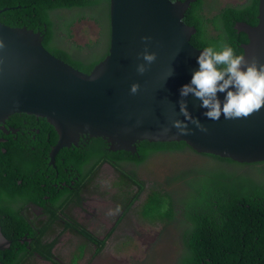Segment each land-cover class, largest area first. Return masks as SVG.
I'll use <instances>...</instances> for the list:
<instances>
[{
  "label": "trees",
  "instance_id": "16d2710c",
  "mask_svg": "<svg viewBox=\"0 0 264 264\" xmlns=\"http://www.w3.org/2000/svg\"><path fill=\"white\" fill-rule=\"evenodd\" d=\"M204 6V0H197L184 18L186 25L197 29L191 39L195 49L201 50L205 46L219 47L222 43H228L238 54L244 55L242 45L249 40L236 26L238 23L254 26L259 24L260 0H247L238 6H225L217 9L211 16L206 15ZM8 8L13 9L0 14L1 23L12 28L26 27L33 32H40L43 35L42 44L52 56L83 73L89 74L108 55L110 0H0V10ZM81 17H87L97 26L98 39L87 44L85 49L73 44L72 49L81 57L77 58L72 49L65 50L67 46L64 40L73 39L71 28ZM56 36H60L64 42L55 43ZM101 45H106V50L97 55ZM83 51L88 54L84 55ZM85 57L90 58L89 63L84 62ZM6 128L9 131L11 128L19 131L34 129L38 130V134H19L16 140L14 136L1 135L7 140V144L0 145V221L2 234L11 244L9 249L0 251V264H31L30 258L34 253L57 264L51 251L59 238L44 241L46 236L56 233L55 228L60 229L62 234L69 231L81 236L98 252L115 232V226L123 221L124 216L120 217L114 229L100 240L73 217L71 211L75 207H81L82 197L74 195L70 200H65L63 203L76 200V204L70 208L59 207L62 204L60 199L70 194V183L62 176L67 170L76 169L88 185L100 166L108 164L122 173V179L128 188L138 185L142 191V187L146 189V182L140 179L136 170L149 163L155 155L185 151L195 153L185 142L149 141L138 143V151L135 154L126 151L111 152L109 145L101 137H83L78 147L60 151L56 158V170L61 174L60 179L49 181L50 184L42 189L40 184L44 181L39 180L53 173V168L47 166L44 157L48 156L50 147H55L59 142L55 128L42 118L19 114L8 120ZM31 136L36 137V140L33 141ZM41 143H44V146H39ZM202 156L219 164L244 166L229 159ZM128 167L133 169L128 170ZM194 174L195 171L192 176ZM55 177V174L51 175L52 179ZM193 178L192 183L202 185L199 190L202 204H192V200L189 201V207L183 211L181 221H176V228L180 233L178 243L181 253L172 264H264V185L248 184L244 180L231 179L221 173L216 175L197 172ZM56 182H64L66 185L58 192H53L56 198L44 200L43 196H50L51 184ZM151 188L138 216L149 220L152 225L162 224L166 229V225L174 224L172 202L166 199L169 192L157 184ZM121 200L123 204V200L127 198L122 196ZM27 203L37 204L43 208L44 214L50 215L45 221L35 214L33 218L22 215L21 209ZM57 207L62 212L61 216L53 209ZM60 217H67L65 223L59 221ZM24 236L33 238L29 245L20 242ZM75 260L76 258L73 261Z\"/></svg>",
  "mask_w": 264,
  "mask_h": 264
},
{
  "label": "water",
  "instance_id": "95a60500",
  "mask_svg": "<svg viewBox=\"0 0 264 264\" xmlns=\"http://www.w3.org/2000/svg\"><path fill=\"white\" fill-rule=\"evenodd\" d=\"M195 1L110 0L109 56L90 75L49 55L40 32L0 24V129L19 113L44 119L59 136L49 163L59 150L78 147L83 137H101L112 152L137 153L135 144L142 140L185 142L200 153L241 163L264 161V108L246 118L221 114L212 120L193 95H179L197 68L199 50L191 44L196 32L183 22ZM258 19L256 27L236 28L249 40L242 45L245 60L259 65L264 64V0ZM146 53L156 59L146 62ZM217 96L223 101V93ZM10 244L0 231V251Z\"/></svg>",
  "mask_w": 264,
  "mask_h": 264
},
{
  "label": "rangeland",
  "instance_id": "374dc122",
  "mask_svg": "<svg viewBox=\"0 0 264 264\" xmlns=\"http://www.w3.org/2000/svg\"><path fill=\"white\" fill-rule=\"evenodd\" d=\"M245 1L204 0L205 13L211 16L217 9L225 6L242 5ZM73 32L74 37L69 39V43L64 40L67 47L71 43L85 46L98 38V30L91 25V22L77 24L73 28ZM64 41L60 36L55 37V43L57 44ZM106 47V45H101L97 50V55L103 53ZM72 53L77 58H81L75 49H72ZM83 54L87 55L88 53L84 52ZM89 61V57L84 58L85 63H89ZM127 169L132 170L133 167ZM136 171L140 179L146 182V189L139 195L138 200L132 207L133 212L125 213L127 205L126 203L122 204L121 199L125 194L127 198L125 202H129L132 198L129 192H133L132 194L136 196L137 188L133 187L130 190L122 179L124 178L122 173L107 165L104 166V169H100L87 185V190L90 188L93 194H86L82 203L83 211H86L87 215L95 214L94 218L82 217L80 211H75L73 214L75 215L73 217L79 223L86 226L87 230L100 240L114 229V225L119 218L124 216L123 221L115 226V232L108 238L101 252L91 259V251L80 249L79 245L83 242L68 231L64 237L59 238V244L56 250L53 251V256L62 260L64 264L70 263L73 253L80 258L78 264H172L174 259H177L181 253L178 243L180 242L179 229L173 226L174 224L166 225L168 228L165 229L162 224L151 225L149 220L138 219L140 204L144 203L151 192L152 185H161L163 189L171 190L179 198L185 194V184L188 183L197 194V197L192 198V204L197 205L202 204L199 193L202 186L192 183L197 172L203 174L214 173L216 175L221 173L231 177V179L244 180L248 184L264 185V163H256L252 166L219 164L212 159L197 156L191 151L155 155L149 163ZM193 171H195V174L192 176ZM168 181L175 182L174 186L167 187ZM118 182H120V185H118ZM189 198L191 197H184L181 200L184 205L182 210L180 206L177 217L178 222L181 221L183 215L181 211L189 207ZM74 259L75 257L72 259V264H74ZM34 264L50 263H43L34 259Z\"/></svg>",
  "mask_w": 264,
  "mask_h": 264
},
{
  "label": "clouds",
  "instance_id": "9594fccd",
  "mask_svg": "<svg viewBox=\"0 0 264 264\" xmlns=\"http://www.w3.org/2000/svg\"><path fill=\"white\" fill-rule=\"evenodd\" d=\"M91 25L98 30L97 26L92 22ZM141 39L146 40L148 37H141ZM66 41L69 43V39H66ZM143 59L146 62L151 63L156 59V55L154 53H146L144 54ZM196 64L197 68L191 73L188 82L180 86L179 95L185 97L191 94L198 99L200 101V106L206 109L204 112L206 118L216 120L221 114H223L225 119L246 118L261 108H264V64L258 65L254 61H246L244 55L242 53L238 54L236 49L228 43H222L219 47H203L199 50V54L196 56ZM144 70L143 66H138L137 68V71L141 73ZM170 76L171 71H169V77ZM136 87V85H132L131 91L135 92ZM217 93L224 94L223 101L218 98ZM179 107L181 113L188 118L186 106L183 103H180ZM8 120L5 123L4 130H8L6 128ZM175 126L180 127L182 132L184 131L179 122H176ZM12 130L18 129L11 128L10 131ZM107 165L104 164L100 166L97 172L100 169H104V166ZM118 185H120V182H118ZM85 194H93V192L89 188ZM83 212H85V214H81L82 217L91 218L95 216V214L87 215L86 211ZM181 213H183V211H181ZM93 221L97 222L95 220ZM85 229L87 230L86 226ZM74 236L81 239L83 242L79 245L80 249L82 248L83 250L91 251V259L101 252L102 249L95 252L96 248L81 236L76 234H74Z\"/></svg>",
  "mask_w": 264,
  "mask_h": 264
},
{
  "label": "flooded vegetation",
  "instance_id": "af4514ba",
  "mask_svg": "<svg viewBox=\"0 0 264 264\" xmlns=\"http://www.w3.org/2000/svg\"><path fill=\"white\" fill-rule=\"evenodd\" d=\"M19 115H26V114H19ZM27 116H29V115H27ZM34 133L38 134V130L30 129L28 131H19V129H18V130H12V131H8V130H4L3 131V130L0 129V145H6L7 144V140L4 139V137H2L1 135L6 136V137L7 136H14L15 137V140H16L17 139V136L19 134L20 135H28L29 136V135L34 134ZM31 137H32V140L33 141L36 140V137H34V136H31ZM39 146H44V143H41ZM52 148L53 147H50L51 150H52ZM51 150H50V152H51ZM4 152L5 151L3 150V153ZM50 152H49V154H48L47 157H44V159L47 161V166L53 168V173H51L49 175H45L44 179H40L39 180V182L44 181V183H41L40 184V187L42 189H45L46 186H47V184H50V182H52L53 180H59L60 179V175H61L60 172H59V170H56V168H57V165H56L57 159H55V162L49 163ZM57 156H56V158H57ZM53 174H55V176H56L55 179H52L51 178V175H53ZM62 176H64L67 179L66 181H68L70 183V194L65 195L64 197H62L60 199L62 201V204H60L59 207H63V208H70V207H72L73 205L76 204V200L75 201H69L68 203H63V202L65 200H70V198L72 196H74V195H76V197L77 196L78 197L80 196V197H82V200L80 201L81 207H75V209L73 211H71V212L74 214L75 211H80L81 214H85V212H83L82 203H83V201L85 199V195H86L85 193L87 192V185H86L87 182L84 181V179L82 178L81 173H79L76 169H73L71 171L67 170ZM86 176L88 177V175H86ZM19 184H21L20 181H19ZM65 185H66V183H64V182H56L55 184H51L50 196H48V195L43 196V199L44 200H47V199H50V198H56V194H53V192H58L60 189H62V186H65ZM76 197H75V199H76ZM62 205H64V206H62ZM59 207L53 208V209L56 210L55 211L56 213H60V216H61L62 212H60ZM21 213H22V215H28V217H30V218H33L34 217L33 214H35L37 217H39L40 219H42L44 221L50 215V214H44L43 208L40 207V206H38L37 204H33V203H27V204H25L22 207V209H21ZM63 214L65 215V213H63ZM58 219H59V221H62V222L65 223V221L67 220V217H60ZM53 228H55V226H53ZM55 230H56V233L55 234H53L51 236L49 235V237L46 236L44 238V241L45 242H47L48 240H50L52 238H62V237H64L66 235V234H62V232L60 231V229L55 228ZM32 240H33V238H29L27 236H24L22 238V240H20V242L22 244L25 243V244H28L29 245ZM58 244H59V242L57 243V245L55 246V248L52 249L51 253H53V251L56 250V247L58 246ZM73 257H75V254L74 253H73V256H72L69 264H72ZM30 259H31V264H34V259H36L38 261L40 260L43 263H50V264H52V262L44 260L40 255H38L36 253H34V255ZM55 259L59 262L58 264H64L63 261L62 260H59L57 257H55ZM79 260H80V258H76V260L73 261V262H75V264H78V261Z\"/></svg>",
  "mask_w": 264,
  "mask_h": 264
},
{
  "label": "bare ground",
  "instance_id": "6f19581e",
  "mask_svg": "<svg viewBox=\"0 0 264 264\" xmlns=\"http://www.w3.org/2000/svg\"><path fill=\"white\" fill-rule=\"evenodd\" d=\"M197 1V0H196ZM195 1V2H196ZM247 1V0H246ZM246 1H245V3H246ZM177 2H179V1H177ZM179 3H182V2H179ZM236 6H238V5H236ZM190 7H191V5L189 6V8H188V10L190 9ZM187 10V11H188ZM8 11V10H7ZM7 11H4V12H7ZM187 11H186V13H187ZM3 12H1L0 14H2ZM186 15V14H185ZM185 18V17H184ZM84 22H86V23H88V22H91L87 17H81V20H79V21H76L75 23H74V26L72 27V29L77 25V24H79V23H84ZM183 22H184V20H183ZM0 24H3V23H1L0 22ZM245 24H247V25H249V26H252V27H256V26H254V25H251V24H248V23H245ZM3 25H5V24H3ZM186 25V24H185ZM5 26H7V25H5ZM187 27H189V28H194L195 29V32L197 33V29L195 28V27H191V26H188V25H186ZM7 27H9V26H7ZM9 28H12V27H9ZM23 28H25L27 31H32V30H28L26 27H23ZM23 28H12V29H23ZM195 33V34H196ZM194 34V35H195ZM193 35V36H194ZM246 35V34H245ZM192 38V37H191ZM98 39V38H97ZM96 39V40H97ZM96 40H94V41H96ZM94 41H91V42H94ZM90 43V42H89ZM88 43V44H89ZM247 44H249V42L248 43H246V44H243V46H245V45H247ZM72 45H73V43H71V45L70 46H68V47H66V49L65 50H68V51H71V49H72ZM87 45V44H86ZM85 45V46H86ZM78 46V45H77ZM85 46H78V47H81V49H85ZM42 47H43V49L49 54V55H51L46 49H45V47L43 46V44H42ZM84 52H86V51H83V53ZM52 56V55H51ZM109 56V50H108V55H107V57ZM52 57H55V56H52ZM106 57V58H107ZM56 58V57H55ZM105 58V59H106ZM57 59V58H56ZM104 59V60H105ZM57 60H59V59H57ZM60 62H63V61H61V60H59ZM64 63V62H63ZM67 66H69L70 68H72L73 70H75V71H77V72H80V73H82V74H84V75H90L91 74V72L89 73V74H86V73H83L82 71H80V70H77V69H75L74 67H72L70 64H67V63H65ZM94 69V68H93ZM19 114H25V113H19ZM26 115H28V114H26ZM29 116H32V115H29ZM1 130H3L4 131V129H1ZM144 141H148V140H142V141H138L136 144H135V147H136V150L138 151V147H137V144L138 143H141V142H144ZM149 142H152V143H159V142H154V141H149ZM161 143H173V142H161ZM191 147V146H190ZM53 148H55V147H53ZM53 148H52V150H53ZM192 148V147H191ZM52 150H51V152H52ZM61 150H63V149H61ZM61 150H59V152L55 155V156H53V161H55V159H56V156L60 153V151ZM192 150L195 152L194 154H196L197 156H200V157H203L202 155H210V156H213V157H219V158H221V159H229V160H231L230 158H226V157H220V156H217V155H214V154H209V153H200V152H198L197 150H195L194 148H192ZM123 151V150H122ZM51 152H50V154H51ZM116 152H119V151H116ZM126 152H130V153H133V154H135V152H132V151H126ZM185 152H187V151H185ZM188 152H190V151H188ZM179 153H182V152H179ZM205 158V157H204ZM210 159V158H209ZM213 160V159H212ZM215 161V160H214ZM231 161H234V160H231ZM216 162V161H215ZM234 162H237V163H240V165H254V164H256V163H261V162H264V161H260V162H253V163H241V162H238V161H234ZM217 163V162H216ZM174 184H175V182H172V181H168V186L170 187V186H174ZM202 186V185H201ZM133 187H136L137 188V193H136V196H134L132 193L133 192H129V193H131V195H132V198H131V200L129 201V202H125V200H123V204H125L126 203V205H127V210H126V212L127 213H131V212H133L134 211V209H132V207L134 206V204L136 203V201L138 200V198H139V196H138V194L140 195L142 192H144V190H145V188L144 187H142V191H140V188H139V186L138 185H131L130 186V190L133 188ZM169 192V195L167 196V198L166 199H169V200H171V202H172V216H173V219H174V224H175V226H176V221H177V217H178V214H179V211H180V206H181V210H182V206L184 205V203L183 202H181V200H182V198H184V197H191V198H189V201H191L192 200V198H195V197H197V194L191 189V187H190V185H185V194L183 195V196H181V197H179V198H177L176 196H175V194L170 190V191H168ZM188 193H190V194H188ZM150 194V193H149ZM149 194H148V196H149ZM189 195V196H188ZM148 196H147V198H148ZM124 197H126V195L124 194L123 195V198ZM147 198L145 199V201H144V203H142V204H140V207H141V205H144L145 203H146V201H147ZM131 204V205H130ZM130 205V206H129ZM139 213H141V209L139 208ZM138 218V217H137ZM138 219H144V218H138ZM144 220H146V219H144ZM151 225H152V222H151ZM0 231H1V233H2V225H1V221H0ZM52 255H53V253H52ZM56 263L58 264L59 262L56 260ZM53 264V263H52Z\"/></svg>",
  "mask_w": 264,
  "mask_h": 264
}]
</instances>
